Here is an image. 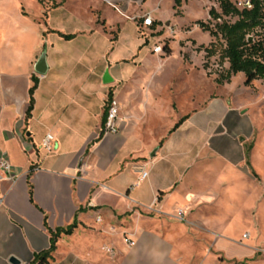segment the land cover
Returning a JSON list of instances; mask_svg holds the SVG:
<instances>
[{
  "label": "crops",
  "instance_id": "1",
  "mask_svg": "<svg viewBox=\"0 0 264 264\" xmlns=\"http://www.w3.org/2000/svg\"><path fill=\"white\" fill-rule=\"evenodd\" d=\"M150 1L110 0L114 8L104 0H35L34 15L21 4L10 12L0 4V154L12 177L0 179V264H264L259 242L233 235L226 222L195 219L220 209L227 170L242 176L237 168L249 165L258 174L252 158L261 135L234 130L233 122L217 133L219 123L246 108L188 95L158 76L170 43L168 55L154 54L158 45L149 49L155 69L142 66L151 34L172 30L160 13L163 0ZM145 15L154 30L139 27ZM42 54L46 72L39 75L34 67ZM109 98L119 109L115 134L103 131ZM47 134L51 153L41 148ZM210 154L221 165L212 183L199 185L197 175L212 168ZM201 207L206 212L194 211ZM73 222L72 233L60 234L55 250L35 260L49 249L50 232ZM199 232L206 236L195 239Z\"/></svg>",
  "mask_w": 264,
  "mask_h": 264
},
{
  "label": "rangeland",
  "instance_id": "2",
  "mask_svg": "<svg viewBox=\"0 0 264 264\" xmlns=\"http://www.w3.org/2000/svg\"><path fill=\"white\" fill-rule=\"evenodd\" d=\"M150 2L153 3V0ZM231 2L241 9L248 0H231ZM1 3L5 4L8 12L12 11L16 4H21L29 14L34 15L38 12L35 0H0ZM211 8L217 12L220 11L216 0H179V5L176 7L175 0H163L160 6V13L163 19L170 23L172 30L167 28V30L163 29V32L156 35L151 34L149 44L143 53L148 59L143 61L142 66L155 69L157 60L149 49L153 45L162 47L163 44L169 45L170 43L171 55L166 58L158 76L163 74L165 81L175 86L180 92L187 90L186 94L188 95L191 92H198L204 96L210 94L211 101L214 100V104L220 101L223 104H227L229 101L233 107L243 106L246 108L239 109L238 114L240 113L241 117L235 115L231 117L233 121L228 120L223 122V124L219 123L216 131L218 133L223 125L228 128L229 123L233 122L234 130L249 129L259 132L261 136L252 158L258 174L255 176L249 173V165H241L242 167L237 168V170L242 171V176L229 170L224 175L221 174V176L225 177V187L219 189V195L223 196L220 200V209L216 210L214 217L206 215L205 217H195V219L198 220L199 224L202 221L211 222L215 219L221 227L223 222H226L227 225L231 226L229 232L233 235H241L242 239L250 238L259 242L258 261H264V178H262L264 176V82L260 81L256 86L248 88L244 85V76L242 74L236 75L230 83L224 85H219L215 82L217 76L224 74L228 67V63L224 58V42L212 38L208 32L203 31L197 25V22L215 24V21H212L208 15V11ZM108 16L109 19L113 17L111 14ZM230 21H233V19ZM173 29L177 33L173 32ZM124 30L128 40L126 44H128L129 50L133 52L135 37L131 21H126ZM165 32L168 35H165ZM142 33L143 31L139 29L140 38ZM178 34L179 36H177ZM205 49L213 52L214 55L205 57ZM159 57L165 58L164 56ZM128 63L135 66L140 65L138 59H132ZM203 66H205L204 71L202 70ZM216 100L220 101L217 102ZM215 124L216 122H214ZM239 139L236 138V141ZM251 145H254V143H249L244 147L246 157ZM238 148L240 149V147ZM208 162L212 168L207 174L197 175L199 185L212 183L216 179L213 172L217 171L221 161L217 156L210 154ZM239 178H241L240 183ZM215 189H217V186H215ZM209 193L212 194V191ZM206 209L201 207L199 210L194 211L202 212L203 210V212H206L204 211ZM178 218L183 219V217ZM193 236L195 239L200 240L206 234L199 232L193 233Z\"/></svg>",
  "mask_w": 264,
  "mask_h": 264
},
{
  "label": "trees",
  "instance_id": "3",
  "mask_svg": "<svg viewBox=\"0 0 264 264\" xmlns=\"http://www.w3.org/2000/svg\"><path fill=\"white\" fill-rule=\"evenodd\" d=\"M219 12L211 8L208 11L209 18L215 21L210 23L197 22V25L209 33L212 38L224 42V58L228 63V68L224 74H220L215 79L219 85L229 83L231 78L239 73L245 77L244 85L253 87L254 81H264V0H248V4L241 9L231 0H216ZM179 5V0H175V7ZM233 19V21H230ZM154 28V23L152 25ZM69 40L71 36H62ZM165 54L170 53L168 45L163 44ZM205 57H212L213 52L205 49ZM205 70V66H203ZM37 82L33 80V85L29 89V106L26 117L30 116L33 107V94ZM110 99V98H109ZM180 122L175 125L177 128ZM31 171L29 172L30 176ZM31 197V189L29 190ZM76 227L75 222L62 229L58 228L51 233L50 246L47 251L34 256L35 260L46 258L55 250V243L60 234L70 235Z\"/></svg>",
  "mask_w": 264,
  "mask_h": 264
},
{
  "label": "built area",
  "instance_id": "4",
  "mask_svg": "<svg viewBox=\"0 0 264 264\" xmlns=\"http://www.w3.org/2000/svg\"><path fill=\"white\" fill-rule=\"evenodd\" d=\"M107 4L113 6L110 2V0H104ZM248 2H246L245 5H247ZM114 7V6H113ZM115 8V7H114ZM153 25V19L150 15H145L142 18L141 24L139 27L142 28H150ZM152 52L154 54H162L163 50L162 47L154 46L152 48ZM119 109L117 102L114 99L108 100L107 102V114H106V120L104 123L103 131L106 134H115L118 130V123H119ZM41 148L45 150L48 153L53 152L54 150V138L52 135L47 134L45 138L43 139L41 143ZM146 173L143 172L141 174V177L139 181L143 180L146 177ZM4 178L6 180H11V165L9 161L5 158L4 155L0 154V179ZM182 212H178V217H182ZM130 245H133V243L130 241Z\"/></svg>",
  "mask_w": 264,
  "mask_h": 264
},
{
  "label": "water",
  "instance_id": "5",
  "mask_svg": "<svg viewBox=\"0 0 264 264\" xmlns=\"http://www.w3.org/2000/svg\"><path fill=\"white\" fill-rule=\"evenodd\" d=\"M34 70L37 74L43 75L46 72V63H45V55L42 54L38 61L35 64ZM104 84H109L112 82L111 78L109 77L108 72H105L102 79ZM15 262L14 260H11ZM16 263V262H15Z\"/></svg>",
  "mask_w": 264,
  "mask_h": 264
}]
</instances>
